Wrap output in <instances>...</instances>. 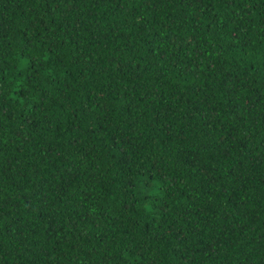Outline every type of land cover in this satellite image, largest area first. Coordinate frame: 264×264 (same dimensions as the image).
Listing matches in <instances>:
<instances>
[{
	"label": "trees",
	"instance_id": "1",
	"mask_svg": "<svg viewBox=\"0 0 264 264\" xmlns=\"http://www.w3.org/2000/svg\"><path fill=\"white\" fill-rule=\"evenodd\" d=\"M0 264H264V0H0Z\"/></svg>",
	"mask_w": 264,
	"mask_h": 264
}]
</instances>
